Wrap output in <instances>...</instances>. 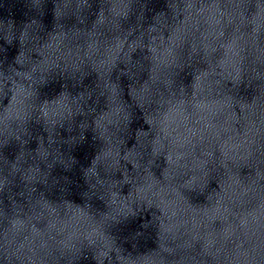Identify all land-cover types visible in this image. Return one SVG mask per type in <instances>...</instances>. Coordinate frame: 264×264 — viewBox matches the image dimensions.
<instances>
[{
	"label": "water",
	"instance_id": "obj_1",
	"mask_svg": "<svg viewBox=\"0 0 264 264\" xmlns=\"http://www.w3.org/2000/svg\"><path fill=\"white\" fill-rule=\"evenodd\" d=\"M0 264H264V0H0Z\"/></svg>",
	"mask_w": 264,
	"mask_h": 264
}]
</instances>
